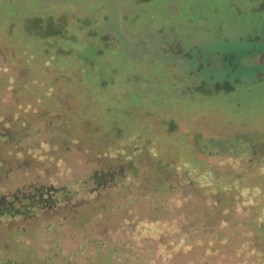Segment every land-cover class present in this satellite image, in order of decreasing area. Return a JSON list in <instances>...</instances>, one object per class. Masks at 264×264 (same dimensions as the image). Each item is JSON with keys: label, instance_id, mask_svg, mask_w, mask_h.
<instances>
[{"label": "rangeland", "instance_id": "rangeland-1", "mask_svg": "<svg viewBox=\"0 0 264 264\" xmlns=\"http://www.w3.org/2000/svg\"><path fill=\"white\" fill-rule=\"evenodd\" d=\"M2 201L0 264H264V1L0 0Z\"/></svg>", "mask_w": 264, "mask_h": 264}, {"label": "trees", "instance_id": "trees-1", "mask_svg": "<svg viewBox=\"0 0 264 264\" xmlns=\"http://www.w3.org/2000/svg\"><path fill=\"white\" fill-rule=\"evenodd\" d=\"M264 1V0H263ZM64 15H67V17L69 16L68 15V11H66L64 14H62V17L65 19L66 16L64 17ZM86 16H89V15H85ZM106 18V15L103 16V19ZM31 19V18H30ZM33 19H35V21L37 22V28L39 29L38 33L39 35L42 37V38H52L53 36H63V38H72V40L76 39V35L74 33V31L72 32V30H68L67 29V26L66 25L65 27H57V26H54L53 24H51L50 26L48 27H44L42 25H39V22L43 23L47 21V19L51 20V15H47L46 17H41V16H35ZM46 26V25H45ZM81 30L79 31L80 33H82V37L87 39V37H89L91 34L94 33V31L90 30L87 26H80ZM169 29H174V26H171L169 27ZM27 31H31V29L27 28ZM165 31V28L164 27H158L156 29V32L157 33H164ZM69 32V33H68ZM104 32V33H103ZM68 33V34H66ZM102 37H105L107 34H109L108 32L102 30L100 31V33ZM106 38V37H105ZM168 42H164L161 43L160 45L163 46L165 45L166 48L168 47V49H170V47L168 46L167 44ZM47 45V46H46ZM45 45V50H47V48L49 47H53L55 50H56V53H61V54H67V53H71V55L73 57H76L77 60L79 61V68H81L83 71H86V72H94V70H96V56L93 55L92 57H89L87 55H81L79 54V51H73L71 46L70 45H67V44H57L56 41L54 40L53 42H48V44L46 43ZM94 48H97V54L98 55H101V53L103 52L104 49H110L112 46L107 44V45H102V44H92ZM90 46V45H88ZM162 50L164 49L166 52H169L168 50H166L165 48H161ZM54 50V51H55ZM91 54V52H90ZM183 56H186L185 54H183ZM52 59H55V57H53ZM81 64L83 65L81 67ZM54 65H56V63H54ZM61 67H64V66H60ZM64 68H67V67H64ZM102 71V69H101ZM103 75V74H101ZM109 82H112V81H109ZM103 84V82H102ZM126 113L127 114H132L130 113L128 110H126ZM113 112L112 108L109 107V111L107 113H109V115H107L106 119L103 120L104 122H107L109 120L110 122V127H111V133L115 136V137H112V140H117V139H120V138H117L118 136L121 137L123 135V132L122 129H124V127H126L125 125H123L124 123H120V121L118 120V118L116 116H111L110 114ZM123 128H122V126ZM121 126V127H120ZM146 129L145 126H143L142 128H140L139 130L142 131ZM143 138V137H142ZM144 138L140 141L139 143V146L137 147L138 148H144ZM89 212H92L91 210H89L88 212H86L85 217L90 216L91 213ZM81 220V219H80ZM83 221H84V218H83ZM259 228L260 229H263L264 230V220L261 222V224L259 225ZM264 241V240H263ZM110 253L111 251L108 252V254L106 256L103 257L102 261H104V263L106 264H111V262H109V258L111 257L110 256ZM29 260L30 258H26V260L24 259L23 260V263L22 264H26L27 261L29 263Z\"/></svg>", "mask_w": 264, "mask_h": 264}, {"label": "flooded vegetation", "instance_id": "flooded-vegetation-1", "mask_svg": "<svg viewBox=\"0 0 264 264\" xmlns=\"http://www.w3.org/2000/svg\"><path fill=\"white\" fill-rule=\"evenodd\" d=\"M37 198H33V194H27L25 196V200L27 199V201H29L30 203L31 202H41L43 201V196H42V192L41 191H38L37 193ZM3 202V201H2ZM3 204H0V215L4 214V215H21L23 216L25 214V212H23L24 210L28 209V205L29 203L27 204V206L23 203V204H19L18 207L16 206H13L12 202H8V201H4ZM42 206V205H40ZM18 211V212H17Z\"/></svg>", "mask_w": 264, "mask_h": 264}]
</instances>
